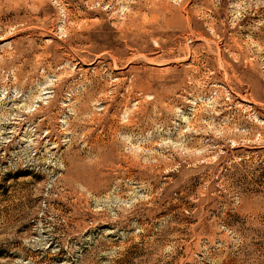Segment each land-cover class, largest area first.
<instances>
[{
	"label": "rangeland",
	"instance_id": "1",
	"mask_svg": "<svg viewBox=\"0 0 264 264\" xmlns=\"http://www.w3.org/2000/svg\"><path fill=\"white\" fill-rule=\"evenodd\" d=\"M0 264H264V0H0Z\"/></svg>",
	"mask_w": 264,
	"mask_h": 264
}]
</instances>
